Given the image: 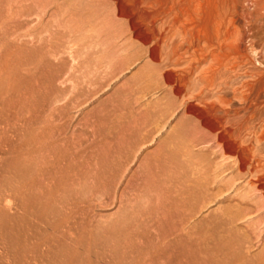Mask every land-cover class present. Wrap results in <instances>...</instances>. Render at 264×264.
Listing matches in <instances>:
<instances>
[{
  "label": "rangeland",
  "instance_id": "1",
  "mask_svg": "<svg viewBox=\"0 0 264 264\" xmlns=\"http://www.w3.org/2000/svg\"><path fill=\"white\" fill-rule=\"evenodd\" d=\"M216 12L183 86L150 0H0V264H264V0Z\"/></svg>",
  "mask_w": 264,
  "mask_h": 264
},
{
  "label": "bare ground",
  "instance_id": "2",
  "mask_svg": "<svg viewBox=\"0 0 264 264\" xmlns=\"http://www.w3.org/2000/svg\"><path fill=\"white\" fill-rule=\"evenodd\" d=\"M217 2L218 0H150V7L152 8L153 15L152 22L153 24L159 22L161 31L159 35L154 33V38L159 42L162 40L164 43L168 42L167 39H170V53H168L167 59L174 66H182L180 69L182 72V74H180V80H182L183 86L186 85L185 82L187 77L192 74L193 71H199L201 75L204 73L207 78V80H205L210 86H220L215 83L216 74L221 70H226L225 66L227 64L216 61V58H213L214 60L210 59L205 67L202 68L198 66L207 56L212 57L216 55L214 52L221 39L222 31L226 30L228 26L232 24L231 14L219 15L216 12ZM193 31H196L197 34L202 33L200 39L206 44L207 48L190 52V60L183 62L182 58L184 56L182 57V54L178 52L182 50V45L175 39L178 37L179 40L190 45L194 38V36L192 38ZM197 37L199 36L197 35ZM184 52L186 53L189 51L187 49V51ZM260 103H264V96L261 100H258V104ZM261 126L264 127V123L261 124ZM254 137L257 142L264 143V129L260 131V134L256 133ZM252 158H254L252 169L260 173V176H264V158L262 160L261 156L254 157V155H252ZM259 181L260 180L256 183L263 191L264 195V186Z\"/></svg>",
  "mask_w": 264,
  "mask_h": 264
}]
</instances>
